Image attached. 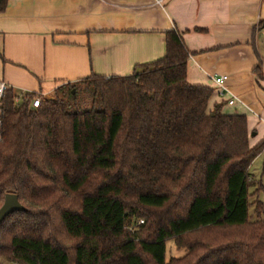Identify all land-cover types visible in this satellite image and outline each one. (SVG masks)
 I'll return each instance as SVG.
<instances>
[{"label": "trees", "instance_id": "16d2710c", "mask_svg": "<svg viewBox=\"0 0 264 264\" xmlns=\"http://www.w3.org/2000/svg\"><path fill=\"white\" fill-rule=\"evenodd\" d=\"M164 35V55L131 74H91L38 107L4 92L0 206L11 192L25 209L0 223V264H264L248 174L264 138L250 145L245 114L209 107L180 34ZM169 239L183 258L166 260Z\"/></svg>", "mask_w": 264, "mask_h": 264}, {"label": "crops", "instance_id": "0c3cea01", "mask_svg": "<svg viewBox=\"0 0 264 264\" xmlns=\"http://www.w3.org/2000/svg\"><path fill=\"white\" fill-rule=\"evenodd\" d=\"M263 19L264 0H6L0 82L52 98L57 87L91 74H131L163 56L164 32L176 30L190 53L187 81L212 88L209 107L222 102L223 112L247 116L264 98V62L255 46ZM221 74L243 104L220 96L211 76Z\"/></svg>", "mask_w": 264, "mask_h": 264}, {"label": "rangeland", "instance_id": "374dc122", "mask_svg": "<svg viewBox=\"0 0 264 264\" xmlns=\"http://www.w3.org/2000/svg\"><path fill=\"white\" fill-rule=\"evenodd\" d=\"M255 46L258 49L261 60L264 62V39L258 38L256 40ZM15 92L20 96H22L24 94V93H21L17 90H15ZM257 102H258V104L256 107L258 108V112H255L254 110L249 108V110H251V111H250V113L248 112V114L246 116L249 126L253 127L252 130H249V144H252L251 142H255L257 139H259L258 141H260L262 138H264V135H263L264 134V98L257 100ZM256 128L258 130V134H257ZM253 132H256V133L252 136ZM250 139L253 141H251ZM248 174L252 179L259 180L261 183V189L257 195V198L260 200V202L262 203V205L264 207V149L251 162V164L248 168ZM253 189H254V187H251V188H249V191L252 192ZM253 199H254L253 196H251L250 200L252 201ZM249 215H250L251 219H255V215L253 212V206L249 207ZM263 218H264V216H263ZM138 223L136 222L135 226H137ZM202 233L205 235H208L209 231H203ZM188 239H190V238H188ZM67 243H69V241H67ZM186 254H187V248L186 247H184L181 244L180 245L177 244L174 239L167 240V242H166V255H165V258L167 261H169L171 259L172 260L181 259Z\"/></svg>", "mask_w": 264, "mask_h": 264}, {"label": "built area", "instance_id": "2783aa9c", "mask_svg": "<svg viewBox=\"0 0 264 264\" xmlns=\"http://www.w3.org/2000/svg\"><path fill=\"white\" fill-rule=\"evenodd\" d=\"M162 1L163 0H156L157 3H161ZM226 79H227V75L225 74L211 76V80L213 81L215 86H217L220 96L221 97L226 96L225 100L228 104H234L237 102L243 104V102L236 95L230 92L229 88L225 84ZM10 88L11 87L6 82H3V81L0 82V129H1V115H2L1 99H2V95L4 94V92ZM42 98H43L42 95L36 93V95L32 99V106L38 107L41 104ZM0 137H1V133H0ZM139 222H142V220H139Z\"/></svg>", "mask_w": 264, "mask_h": 264}, {"label": "water", "instance_id": "95a60500", "mask_svg": "<svg viewBox=\"0 0 264 264\" xmlns=\"http://www.w3.org/2000/svg\"><path fill=\"white\" fill-rule=\"evenodd\" d=\"M264 39V35H263ZM24 206L20 203L18 195L16 193H6L4 196V201L0 206V223L4 220L6 216L15 212L24 210Z\"/></svg>", "mask_w": 264, "mask_h": 264}]
</instances>
